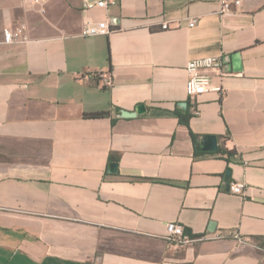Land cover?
<instances>
[{
	"label": "crops",
	"instance_id": "crops-1",
	"mask_svg": "<svg viewBox=\"0 0 264 264\" xmlns=\"http://www.w3.org/2000/svg\"><path fill=\"white\" fill-rule=\"evenodd\" d=\"M96 1L0 0V264H264V0ZM207 57L225 75L193 103ZM169 223L223 238L174 246Z\"/></svg>",
	"mask_w": 264,
	"mask_h": 264
},
{
	"label": "built area",
	"instance_id": "built-area-1",
	"mask_svg": "<svg viewBox=\"0 0 264 264\" xmlns=\"http://www.w3.org/2000/svg\"><path fill=\"white\" fill-rule=\"evenodd\" d=\"M39 1V0H36ZM45 1V0H40ZM246 0H220L222 14L231 13L233 8H239L243 5ZM109 2L107 0H99L96 2H89L86 4L85 10H91L94 8H100L108 10ZM197 24L196 20H191L189 22V27L194 28ZM163 29H168L169 26L164 24ZM111 26L108 20L102 22H94L91 20H86L82 31L81 37L90 38L98 36H106L111 33ZM23 35V28L13 29H4V42L7 44H12L15 41H20ZM224 61L220 57H207L203 59H197L190 61L186 67L187 73V82H186V92L187 96L193 103H197L198 98L201 95L209 92L212 88L211 83V73L213 71H219L222 75L223 73ZM110 84V81L109 83ZM199 112L198 108L195 109L194 113ZM231 192L235 195H243L245 190V185L241 183H236L231 187ZM222 235H202L195 237L193 235L187 234L186 229L183 225L179 223H169L166 226L165 240L174 246L188 247L196 243L210 240V239H222ZM232 238L239 242L243 243L244 239L241 235L234 231Z\"/></svg>",
	"mask_w": 264,
	"mask_h": 264
},
{
	"label": "water",
	"instance_id": "water-1",
	"mask_svg": "<svg viewBox=\"0 0 264 264\" xmlns=\"http://www.w3.org/2000/svg\"><path fill=\"white\" fill-rule=\"evenodd\" d=\"M182 108L187 107V103L181 104ZM146 111L145 106H140L137 108L135 112H127V111H122L121 112V117L122 118H135L138 115L144 113ZM209 143L208 147L204 148L203 150L211 151V152H216L218 150V145H217V138L216 137H211L207 136L203 139L202 144L205 145ZM112 172H115L117 170V164H114L111 166ZM214 227V224H213Z\"/></svg>",
	"mask_w": 264,
	"mask_h": 264
},
{
	"label": "trees",
	"instance_id": "trees-1",
	"mask_svg": "<svg viewBox=\"0 0 264 264\" xmlns=\"http://www.w3.org/2000/svg\"><path fill=\"white\" fill-rule=\"evenodd\" d=\"M108 113H90V114H85L84 117L85 118H91V119H96V118H102L107 116ZM223 154L231 156L233 154V152H229V151H225Z\"/></svg>",
	"mask_w": 264,
	"mask_h": 264
}]
</instances>
